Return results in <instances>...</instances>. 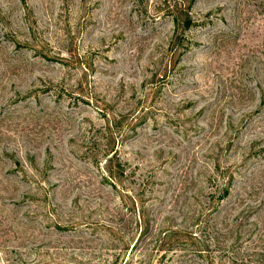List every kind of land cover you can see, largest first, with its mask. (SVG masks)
I'll return each mask as SVG.
<instances>
[{"label": "rangeland", "instance_id": "obj_1", "mask_svg": "<svg viewBox=\"0 0 264 264\" xmlns=\"http://www.w3.org/2000/svg\"><path fill=\"white\" fill-rule=\"evenodd\" d=\"M0 264H264V0H0Z\"/></svg>", "mask_w": 264, "mask_h": 264}, {"label": "trees", "instance_id": "obj_2", "mask_svg": "<svg viewBox=\"0 0 264 264\" xmlns=\"http://www.w3.org/2000/svg\"><path fill=\"white\" fill-rule=\"evenodd\" d=\"M174 21L176 25L178 26L180 25L183 30H187L195 24V22L191 19L189 14H187L186 17L183 18V20L181 21H178L177 19H175Z\"/></svg>", "mask_w": 264, "mask_h": 264}]
</instances>
